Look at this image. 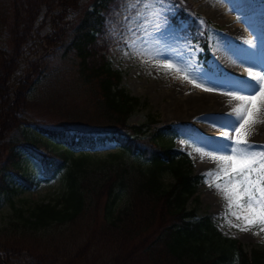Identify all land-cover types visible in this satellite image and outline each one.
<instances>
[{"label":"trees","instance_id":"trees-1","mask_svg":"<svg viewBox=\"0 0 264 264\" xmlns=\"http://www.w3.org/2000/svg\"><path fill=\"white\" fill-rule=\"evenodd\" d=\"M82 1L0 0V193L15 192L8 176L34 185L23 176L26 157L41 163L46 178L65 169L54 203L20 210L13 233H0V264H264V252L244 251L189 205L198 201L201 175L186 152L162 139L164 129L150 134L148 122L127 123L145 102L107 62L87 60L109 0L90 9ZM46 19L47 34L39 24ZM109 143L115 151L92 154ZM98 168L103 177L87 190ZM122 194L126 205L115 211ZM50 224L63 230L42 233Z\"/></svg>","mask_w":264,"mask_h":264},{"label":"rangeland","instance_id":"rangeland-1","mask_svg":"<svg viewBox=\"0 0 264 264\" xmlns=\"http://www.w3.org/2000/svg\"><path fill=\"white\" fill-rule=\"evenodd\" d=\"M93 2L83 0L82 5L90 9ZM121 2L109 0L104 7L102 30L89 45V66L107 62L113 70L121 73V86L145 102L128 117V124L148 122L150 134H158L161 132L159 128L164 129L162 132L166 134L162 139L189 155L195 173L201 175V182L193 195L198 201H189L190 206H197L198 217L208 216L224 236L236 239L244 251L256 249L264 252V225L257 223L249 226L242 219H237L232 213H239L240 210L235 206L229 210L223 191L209 186L220 183L223 188V173H220L219 179L214 175H204L219 172L223 163L208 153L217 156L232 154L230 149L224 148L223 133L227 132L235 138V129L231 125L239 127L236 123L238 117L217 111L189 118L184 114L174 115V111L186 103L187 97H197L200 93L213 96L218 102L237 103L236 106L240 101L233 99L231 93L251 94L240 90L247 86L245 80L249 78V69L253 72L264 70V0H147L132 13L130 19L122 22L118 34L120 41L115 43L108 31L109 25L116 22ZM219 2L224 6L223 13H215ZM164 8L169 10L167 15V10L160 13ZM154 15L160 16V21L167 24L165 28H156L151 24ZM39 24L42 33L51 31L48 19L40 20ZM34 48L37 52L39 46ZM167 63L175 67H164ZM67 67L64 66V69ZM70 77L71 74L68 75ZM197 84L201 86L197 87ZM257 120L259 122L246 125L244 131L249 144L258 152L259 146L264 145V109ZM23 132L28 131L23 129ZM22 134L17 132L15 135L22 140ZM35 138L38 139V136ZM48 149L61 152L50 144ZM114 149V145L109 143L92 154L104 157ZM131 160L125 158L126 163ZM21 166L23 176L33 181L34 185L30 188L25 184L19 186L15 177H6L8 182H14L15 192L0 193V233L3 234L13 233L9 224L20 210L24 211L33 203H54L64 189V168L55 176L46 178L41 163L34 158H24ZM104 171L98 168L89 173L87 190L96 185L94 180L103 177ZM114 201L115 211L126 205L123 194ZM241 228L247 230L241 231ZM62 230V226L50 224L42 229V233L55 235Z\"/></svg>","mask_w":264,"mask_h":264},{"label":"snow or ice","instance_id":"snow-or-ice-1","mask_svg":"<svg viewBox=\"0 0 264 264\" xmlns=\"http://www.w3.org/2000/svg\"><path fill=\"white\" fill-rule=\"evenodd\" d=\"M166 68H173L175 65L167 63ZM177 71H180L177 68ZM188 79L187 76L184 77ZM193 83H195L193 81ZM246 88L240 91H247L249 95H239L231 93L233 99L240 103L233 110L238 117L236 124L231 127L235 129V138L227 132L223 133L225 149H230L231 155L217 156L208 153L213 159L221 161L219 172H208L206 176H216L219 179L220 173L224 174V186L220 183L215 186L223 191L225 199L228 201L229 210L235 206L240 212H233L237 219H242L246 225H264V145L259 146L260 151H255L253 145L249 144L245 127L259 122L257 116L264 109V70L253 72L249 69V78L245 80ZM197 87L201 85L197 84ZM212 91L213 89H205ZM231 141V143H227ZM246 231L247 228H241Z\"/></svg>","mask_w":264,"mask_h":264},{"label":"bare ground","instance_id":"bare-ground-1","mask_svg":"<svg viewBox=\"0 0 264 264\" xmlns=\"http://www.w3.org/2000/svg\"><path fill=\"white\" fill-rule=\"evenodd\" d=\"M145 1L147 0H122L121 7L116 12L117 16L114 20L116 22L114 24L109 25L108 33L113 42L117 43L120 41L118 34H119V31H121L122 22L124 20L130 19L132 17V13H134L139 8V6L141 7V5L144 4L143 2ZM199 1H205V0H199ZM206 1H209V0H206ZM165 10H167V13H165L167 15L169 12L168 8L162 9L160 13H162ZM223 11H224V6L221 2H219V5H216V12L215 10L214 12L223 13ZM159 17H156V15H154V17L151 19V24L156 28L158 27L161 28L167 25L163 21H160ZM185 101H186L185 104H182L179 109L174 111V115L180 116L184 114V117L199 116L205 112L209 114L207 111L209 112L217 111L220 113L221 112L226 113L227 115L229 114L232 115V114H235L233 110L236 108L235 106L237 104V103L229 104V103H224V102H218L216 98H214L213 96L204 95L201 93L197 97H187ZM215 167H217V165H215Z\"/></svg>","mask_w":264,"mask_h":264}]
</instances>
